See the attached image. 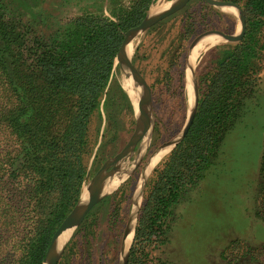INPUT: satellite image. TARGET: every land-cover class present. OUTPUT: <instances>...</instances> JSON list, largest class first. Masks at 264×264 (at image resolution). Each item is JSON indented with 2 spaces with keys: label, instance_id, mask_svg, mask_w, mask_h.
I'll list each match as a JSON object with an SVG mask.
<instances>
[{
  "label": "trees",
  "instance_id": "obj_1",
  "mask_svg": "<svg viewBox=\"0 0 264 264\" xmlns=\"http://www.w3.org/2000/svg\"><path fill=\"white\" fill-rule=\"evenodd\" d=\"M154 1L131 0L109 16L81 13L51 40L40 38L28 21L0 17V80L6 93L0 107V264H42L53 233L78 201L94 147L91 118L124 32L141 23ZM227 1L242 7L245 33L220 49L198 77L195 115L149 177L126 264H145L151 251L164 245L182 201L254 104L264 0ZM173 78L169 70L160 78L167 91ZM256 215L264 221V203ZM239 246L233 241L228 251ZM243 247L249 262L264 254V247ZM237 257L223 254L226 264Z\"/></svg>",
  "mask_w": 264,
  "mask_h": 264
},
{
  "label": "rangeland",
  "instance_id": "obj_2",
  "mask_svg": "<svg viewBox=\"0 0 264 264\" xmlns=\"http://www.w3.org/2000/svg\"><path fill=\"white\" fill-rule=\"evenodd\" d=\"M130 1L0 0V17L12 18L16 23L28 21L40 38L51 40L60 37L74 16L85 12L109 16L115 6H127ZM157 1L160 0L152 4ZM209 30L237 34L238 14L228 13L204 0H189L144 32L130 60L150 93L154 124L149 143L139 160L136 153L140 141L129 151L132 153L130 172L85 213L56 264H123V259L119 260L120 242L136 204L135 197L138 199L141 194L136 227L149 177L170 152L172 146L168 143L180 135L189 115L188 91L183 86L189 47L194 39ZM259 37L263 49L257 63L259 84L251 110L226 136L215 164L178 208V217L171 224L164 245L153 249L145 264H226L224 253L231 259L238 255L230 264H264V254L258 257L259 261H247V249L243 247H264V221L256 215L264 203V26ZM232 44L222 39L201 51L196 59L192 57L196 80L213 65L218 51ZM165 70L174 77L171 92L160 81ZM121 72L115 62L99 108L91 118L89 130L94 147L88 157L83 186L96 178L102 167L106 172L113 168L107 163L121 153L134 132V108L119 79ZM5 94L0 80V107L5 102ZM163 147L169 149L149 170L141 192L138 182L144 165L152 153ZM233 241H238L240 246L232 253L228 247Z\"/></svg>",
  "mask_w": 264,
  "mask_h": 264
},
{
  "label": "bare ground",
  "instance_id": "obj_3",
  "mask_svg": "<svg viewBox=\"0 0 264 264\" xmlns=\"http://www.w3.org/2000/svg\"><path fill=\"white\" fill-rule=\"evenodd\" d=\"M176 0H173L174 2ZM172 2H162L157 1L155 4H152L149 7L148 10V17H153L156 14L163 11L169 4ZM222 9H225L228 13L234 14V12L237 13V11L233 7H222ZM234 11V12H233ZM145 31H129L125 43L121 49V52L116 56V61L121 65V76L119 77L122 86L127 91L129 98L133 104L134 107V114L139 118V97H146L145 93V87L142 83V81L138 78V76L130 70V68L127 66V61H129L132 58V55L134 53V49L137 46V43L142 38ZM222 40V37L220 35H207L200 39L195 46L191 50L189 59L192 60V57L195 58L198 56L201 51L207 49L208 47L219 43ZM196 59V58H195ZM115 61V62H116ZM193 77L189 70H187V76H186V88L188 91V112H190L193 109L194 106V92H193ZM149 108V107H148ZM150 120V117H149ZM152 125V123H151ZM152 131V126H148L147 130L142 133V135L139 138V145H138V151L136 153V158L139 160L143 152L145 151L149 139H150V133ZM180 136V135H179ZM178 136V137H179ZM177 137V138H178ZM175 138L174 140H176ZM174 140L168 143V145H173ZM168 147L160 148L159 150L152 153L150 158L148 159L147 163L144 165V168L141 172V177L139 179V185L141 186L140 191H142L143 182L149 172V170L152 168V166L156 163V161L164 154L165 151H167ZM132 153H126L122 156L120 161L118 162L116 168H114L113 172L108 175L107 177L104 176L103 173H101L98 177L91 179L88 181L82 188L81 191V198L82 202H86L88 198H94L97 197L100 193H107L114 189V187L121 181L129 172L131 169L130 166V155ZM135 158V157H134ZM136 198V204L133 208V211L131 215L128 217L123 235L121 237L120 242V249H119V260L123 259V257L126 255V252L128 250V247L130 245V242L132 240L134 226H135V220L137 215V208L139 206L140 200H141V194L139 193L138 199ZM85 204V203H84ZM86 207V206H85ZM83 206L82 209H85ZM81 208L72 216L70 221L67 224V230L63 231L59 235V245L52 250L50 254V262L49 264H53L57 258L59 257L63 247H65L67 241L69 240L71 233L73 231L74 225L79 221V215H80ZM46 264V263H45Z\"/></svg>",
  "mask_w": 264,
  "mask_h": 264
},
{
  "label": "water",
  "instance_id": "obj_4",
  "mask_svg": "<svg viewBox=\"0 0 264 264\" xmlns=\"http://www.w3.org/2000/svg\"><path fill=\"white\" fill-rule=\"evenodd\" d=\"M188 1L189 0H176L174 2L171 1L172 2L171 4H169L163 11H161L160 13L156 14L153 17H148V11H147L145 18L141 21V23L138 26H136L135 28L129 29L126 32H124V38H123V41L121 43V46H120L116 56L121 52V49H122V47H123V45L125 43V40H126V37H127L128 33H129V31H135V32L136 31L137 32L146 31L147 29H149L151 26H153L154 24H156L160 20L170 16L172 13H174V12L178 11L179 9H181ZM204 1L207 4H209V5H213V6H217V7H221V8L222 7H233L237 11V14H238V17H239L240 30H239V32L237 34H234V35H228V34H225V33L221 32V31H219V30L205 31L204 33L200 34L196 39H194V41L191 43V45L189 47V51H188V57L186 59V71L189 70L191 75H192V77H193L192 81H193V92H194V106H193V109L189 112V115H188V118L186 120V123H185L184 127L182 128V130L180 132V136L176 140H174V143H173L172 147L169 150H171L184 137V135L186 134V132L188 131V129H189L190 125H191V122L193 120V117L195 115L196 108H197V103H198V85H197V82H196V79H195V76H194V71H193L192 66H191V62H190L191 59H189V55L191 53L192 48L195 46V44L203 36H205L207 34H218L225 41L234 43V42L240 41L242 39L244 33H245V28H246L245 15H244V11H243V9H242V7L240 5H238V4H236V3L232 2V1H227V0H204ZM115 61H116V57L114 59V63H115ZM119 66L121 68L120 64H119ZM127 66L142 81V83H143V85L145 87L146 97H139V105H140V109H139L140 112H139V115H138L139 118L137 119V117L135 116L136 124H135V129H134V132H133L131 138L129 139V141L127 142V144L125 145V147L123 148L121 153L116 155L113 159H111L107 163V165H113V168L110 171L106 172L105 171V167H102L94 177H97L100 173H103L105 177L110 175L113 172L114 168L117 166V164L120 161V159L122 158V156L125 155L126 153H128L131 149H133L135 144L139 141V138L142 135V133L147 130L148 126L150 125L153 128L154 118H153V113H152V104H151V100H150L149 89L146 86L143 78L141 77V75L139 74L137 69L132 65L131 60L127 61ZM185 76H187V72H186ZM149 117H150V120H149ZM151 123H152V125H151ZM143 185H144V182H143ZM82 186H83V184H82ZM135 190H136V187H135ZM81 191H82V188H81ZM103 195H105V193H100L93 200L90 197V198H88L86 200V202H82L81 201L82 200L81 192H80L78 201L76 202L74 207L70 210V212L66 215V217L63 219L61 224L58 226V228L53 233V235L51 237V240L49 242L48 248L46 250L44 259L42 261V264H45V263L49 264L50 258H51L50 254H51L52 250L55 249L59 245V235L63 231L67 230V224L70 221V219L72 218V216L81 208L82 211H80L79 221L74 225V227H73V230H74L75 227L83 219L85 213L92 207V205H94L99 199H101V197ZM83 206L84 207L86 206L85 209H82ZM134 233H135V226H134L132 239L134 238ZM129 248H130V245H129L128 249ZM63 249H64V247H63ZM63 249H62V251H63ZM62 251H61L60 255L62 254ZM60 255H59V257L57 258V260L53 264H56V262L60 258ZM127 256L128 255H127V252H126V255L123 257V264H126Z\"/></svg>",
  "mask_w": 264,
  "mask_h": 264
},
{
  "label": "crops",
  "instance_id": "obj_5",
  "mask_svg": "<svg viewBox=\"0 0 264 264\" xmlns=\"http://www.w3.org/2000/svg\"><path fill=\"white\" fill-rule=\"evenodd\" d=\"M196 79V78H195ZM197 82V80H196ZM198 85V84H197ZM183 86H184V89H185V86H186V76L184 77V82H183ZM198 98H199V92H198Z\"/></svg>",
  "mask_w": 264,
  "mask_h": 264
}]
</instances>
